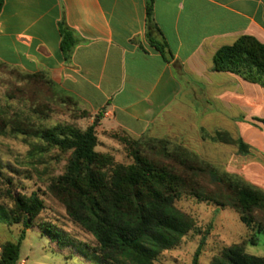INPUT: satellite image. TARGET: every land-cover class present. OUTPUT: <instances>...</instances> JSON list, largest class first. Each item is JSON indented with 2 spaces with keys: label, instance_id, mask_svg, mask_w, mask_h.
I'll list each match as a JSON object with an SVG mask.
<instances>
[{
  "label": "crops",
  "instance_id": "obj_1",
  "mask_svg": "<svg viewBox=\"0 0 264 264\" xmlns=\"http://www.w3.org/2000/svg\"><path fill=\"white\" fill-rule=\"evenodd\" d=\"M154 20L169 62L147 38L146 0H5L0 61L50 76L97 130L140 137L162 129L188 90L199 91L240 130L262 124L253 143L264 152L257 120L264 119V87L213 70L221 47L245 35L264 43V0H155ZM63 21L81 39L70 61L61 49Z\"/></svg>",
  "mask_w": 264,
  "mask_h": 264
},
{
  "label": "trees",
  "instance_id": "obj_2",
  "mask_svg": "<svg viewBox=\"0 0 264 264\" xmlns=\"http://www.w3.org/2000/svg\"><path fill=\"white\" fill-rule=\"evenodd\" d=\"M154 1L146 0L147 38L169 62L172 54L167 43L153 36L154 31L160 32L154 20ZM4 3L0 0V14ZM60 33L64 59L70 61L81 39L64 21L60 23ZM0 64L7 66L1 61ZM12 69L54 83L47 74ZM213 70L231 72L264 87V43L245 35L234 44L221 47L214 56ZM4 116L5 109L0 107V134L8 133ZM257 120L264 123V119ZM97 125L94 122L85 130L73 124L41 127L31 122L13 127L15 133L44 142L37 145L41 151L58 148L71 152L66 172L57 178L53 189L65 203L68 215L98 241L92 258L95 264H159L160 256L177 247L194 228L193 219L176 205L184 194L235 209L242 222L255 232L254 243L257 233L264 231L263 189L237 175L218 173L214 166L184 147L170 149L167 140L144 136L133 143L158 149V157L150 158L138 147L133 153L134 163L118 164L110 154L96 150ZM207 136L213 141L222 137L219 132ZM236 142L240 153H250V145L242 138ZM202 175L208 176L217 189L207 191L199 180ZM13 199V207L0 202V224H23V229L16 242L1 245L0 264L19 263L26 232L35 226L36 217L44 209L36 192L16 193ZM204 242L205 237L191 264H199ZM224 257L223 261L214 259L212 264H264V257L247 254L241 244L228 248Z\"/></svg>",
  "mask_w": 264,
  "mask_h": 264
},
{
  "label": "rangeland",
  "instance_id": "obj_3",
  "mask_svg": "<svg viewBox=\"0 0 264 264\" xmlns=\"http://www.w3.org/2000/svg\"><path fill=\"white\" fill-rule=\"evenodd\" d=\"M182 101L162 129L143 135L144 138L167 140L170 149L184 147L214 166L218 173L237 175L264 190V152L253 143L262 124L252 123L250 130H240L236 118L233 121V116L225 114L222 107L213 105L204 95L201 98L199 91L188 90ZM0 107L5 109L8 130L7 134H0V202L13 207L16 193L36 192L44 203L35 226L27 230L22 241L18 264H95L92 258L98 241L68 215L65 203L53 189L57 178L66 172L71 152L58 148L41 151L37 145L44 142L13 132L16 124L28 122L41 127L73 124L85 130L94 120L80 108L75 97L55 83L1 64ZM216 132L221 139L213 141L207 136ZM97 135L101 141L96 150L110 154L118 164L134 163L133 153L138 147L148 157H158V149L133 143L140 136L102 129L97 130ZM238 138L250 145L249 154L239 152ZM126 141L130 143L127 145ZM199 180L207 191L217 189L208 176L202 175ZM176 205L193 219L194 228L177 247L160 256L159 264H191L204 237L199 264H212L214 259L223 261L224 252L235 244L243 245L247 254L264 257V231L257 233L254 243L255 232L230 206L188 194L178 199ZM22 229L23 224H0V253L1 245L16 242Z\"/></svg>",
  "mask_w": 264,
  "mask_h": 264
}]
</instances>
